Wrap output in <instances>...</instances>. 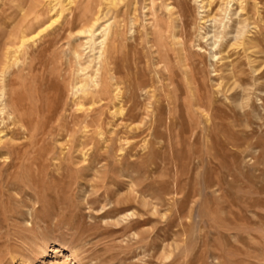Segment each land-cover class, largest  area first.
I'll return each instance as SVG.
<instances>
[{
    "label": "rangeland",
    "instance_id": "1",
    "mask_svg": "<svg viewBox=\"0 0 264 264\" xmlns=\"http://www.w3.org/2000/svg\"><path fill=\"white\" fill-rule=\"evenodd\" d=\"M46 263L264 264V0H0V264Z\"/></svg>",
    "mask_w": 264,
    "mask_h": 264
},
{
    "label": "bare ground",
    "instance_id": "2",
    "mask_svg": "<svg viewBox=\"0 0 264 264\" xmlns=\"http://www.w3.org/2000/svg\"><path fill=\"white\" fill-rule=\"evenodd\" d=\"M114 1L115 0H107V4L109 5V6H111L112 7V5L114 6ZM177 1V0H176ZM226 1H230V0H226ZM232 1V0H231ZM239 2V1H238ZM196 3H197V1H196ZM199 3V2H198ZM197 3V4H198ZM203 3H204V1H203ZM236 3H237V1H236ZM201 4V3H200ZM239 4V3H238ZM241 4V3H240ZM199 5V4H198ZM204 6V5H203ZM241 6H243L242 4H241ZM244 6H245V3H244ZM199 7V6H198ZM239 7V6H238ZM202 8V7H201ZM206 8V7H205ZM234 8H236V6L234 7ZM241 10H242V8H241ZM177 11V10H176ZM199 12V11H198ZM248 12V11H247ZM242 14V13H241ZM240 15V14H239ZM256 16V15H255ZM258 16V15H257ZM259 18V17H258ZM261 18V17H260ZM259 18V19H260ZM256 19H257V17H256ZM233 23V22H232ZM244 25V24H243ZM237 27V26H236ZM253 27V26H252ZM254 28V27H253ZM256 28V27H255ZM255 31V30H254ZM256 32V31H255ZM254 32V33H255ZM230 34V33H229ZM244 36V35H243ZM259 36H260V34H259ZM242 37V36H241ZM249 37H251V36H249ZM240 42V41H239ZM241 44V43H240ZM242 45V44H241ZM229 46V45H228ZM245 51V50H244ZM250 55V54H249ZM111 65V64H110ZM168 74V73H167ZM227 74V73H226ZM121 76H122V73H121ZM217 76H219V75H217ZM217 79V78H216ZM223 79V78H222ZM217 82V81H216ZM217 85V84H216ZM215 86V85H214ZM9 94H10V92H9ZM115 94V93H114ZM114 96V95H113ZM194 98V97H193ZM116 99V98H115ZM7 100H8V98H7ZM6 100V101H7ZM9 101V100H8ZM7 101V102H8ZM118 101V100H117ZM5 103V102H4ZM9 104H10V102H9ZM7 105H8V103H7ZM111 109V108H110ZM114 111V110H113ZM9 120V119H8ZM122 121V120H121ZM86 124V123H85ZM233 145V144H232ZM231 146V145H230ZM215 180V179H214ZM216 185H217V183H216ZM218 188V187H217ZM47 264V263H46Z\"/></svg>",
    "mask_w": 264,
    "mask_h": 264
}]
</instances>
